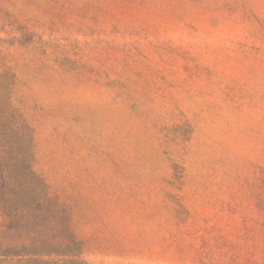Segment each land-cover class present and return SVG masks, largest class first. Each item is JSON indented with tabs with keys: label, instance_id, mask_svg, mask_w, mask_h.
Listing matches in <instances>:
<instances>
[{
	"label": "rangeland",
	"instance_id": "1",
	"mask_svg": "<svg viewBox=\"0 0 264 264\" xmlns=\"http://www.w3.org/2000/svg\"><path fill=\"white\" fill-rule=\"evenodd\" d=\"M33 169L90 264H264V0H0Z\"/></svg>",
	"mask_w": 264,
	"mask_h": 264
},
{
	"label": "trees",
	"instance_id": "2",
	"mask_svg": "<svg viewBox=\"0 0 264 264\" xmlns=\"http://www.w3.org/2000/svg\"><path fill=\"white\" fill-rule=\"evenodd\" d=\"M15 85L0 72V264H90L69 207L33 169V128L13 101Z\"/></svg>",
	"mask_w": 264,
	"mask_h": 264
}]
</instances>
